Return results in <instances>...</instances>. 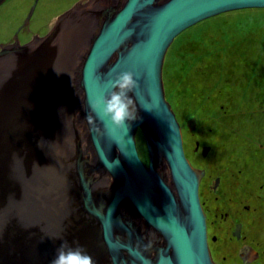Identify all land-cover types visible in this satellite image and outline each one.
Wrapping results in <instances>:
<instances>
[{
	"label": "water",
	"instance_id": "95a60500",
	"mask_svg": "<svg viewBox=\"0 0 264 264\" xmlns=\"http://www.w3.org/2000/svg\"><path fill=\"white\" fill-rule=\"evenodd\" d=\"M92 5L67 11L40 40L0 46V264H51L64 240L96 264H216L200 198L206 172L186 154L164 66L184 31L226 12L264 8V0ZM129 71L139 82L130 95L142 121L129 132L110 131L100 119L90 125V99L107 95V82ZM11 119L16 126L6 134L2 125ZM139 130L149 165L139 155ZM27 134L32 140L21 144ZM141 218L169 240L155 259L146 255Z\"/></svg>",
	"mask_w": 264,
	"mask_h": 264
},
{
	"label": "rangeland",
	"instance_id": "374dc122",
	"mask_svg": "<svg viewBox=\"0 0 264 264\" xmlns=\"http://www.w3.org/2000/svg\"><path fill=\"white\" fill-rule=\"evenodd\" d=\"M75 1L43 0L32 29H39L35 20L46 24ZM32 2L10 0L0 8V42L22 22ZM164 83L190 161L208 176L236 174L241 168L252 172L240 156L253 155L248 138L263 136L264 141V8L226 12L184 31L167 53ZM197 143L210 147L207 157L196 154ZM137 148L147 161L140 131ZM228 160L232 167L226 166Z\"/></svg>",
	"mask_w": 264,
	"mask_h": 264
},
{
	"label": "flooded vegetation",
	"instance_id": "af4514ba",
	"mask_svg": "<svg viewBox=\"0 0 264 264\" xmlns=\"http://www.w3.org/2000/svg\"><path fill=\"white\" fill-rule=\"evenodd\" d=\"M9 1L6 0L0 8ZM42 1L33 0L28 14L12 34L0 42V46L17 43L25 45L53 31L59 17H55L46 24L35 20L39 23V29H32L33 16ZM95 1L76 0L74 6L67 8V11L74 7H77L79 11L89 10ZM67 11H62V15ZM262 137L248 138L253 142L252 157L244 154L240 156V159L248 161V164L243 166H251L252 172L247 173L244 168H241L236 174L230 172L208 176L207 170L191 162L194 167L206 172L200 185V198L206 214L208 245L216 264H264V141L261 142ZM204 148L205 146L197 143L196 154L207 157L210 151L204 155ZM139 155L142 161L149 165V155H147V161L140 152ZM227 164V167H232L231 161L228 160ZM135 216L137 218L138 215L135 214ZM138 221L142 226L147 257L155 259L159 250H168L169 240L162 232L144 218ZM169 254H172V250H169Z\"/></svg>",
	"mask_w": 264,
	"mask_h": 264
},
{
	"label": "clouds",
	"instance_id": "9594fccd",
	"mask_svg": "<svg viewBox=\"0 0 264 264\" xmlns=\"http://www.w3.org/2000/svg\"><path fill=\"white\" fill-rule=\"evenodd\" d=\"M105 87L110 89L107 95L100 94L90 99L86 120L93 125L96 119H100L106 122L110 131L122 129L129 132L134 123L142 121L135 100L130 95L139 88L136 74L131 71L116 74ZM51 264H96V261L83 246H73L64 240Z\"/></svg>",
	"mask_w": 264,
	"mask_h": 264
},
{
	"label": "bare ground",
	"instance_id": "6f19581e",
	"mask_svg": "<svg viewBox=\"0 0 264 264\" xmlns=\"http://www.w3.org/2000/svg\"><path fill=\"white\" fill-rule=\"evenodd\" d=\"M109 1V0H108ZM75 8V7H74ZM73 8V9H74ZM77 10V9H76ZM64 28V27H63ZM64 30V29H63ZM41 39V38H40ZM39 39V40H40ZM66 40V39H65ZM67 40L68 41H70V42H72L73 40H76V41H78L79 39L78 38H71L70 36L67 38ZM5 71H7V70H5ZM4 74H5V78L8 80V78L10 79L11 77H9V75L7 74V72H4ZM8 77V78H7ZM77 113H78V117H77V121H76V126H77V129H79L80 130V132H83V131H85V125H84V127H83V123H82V118H83V107H78L77 108ZM3 115V114H2ZM11 123H4L3 125H2V128H3V130H4V132L7 134L8 133V130H9V126L10 125H13L14 123H15V120H12L11 119V121H10ZM15 125V124H14ZM16 126V125H15ZM11 132H9V134H10ZM83 134V138H85V142H87V137H86V134H85V132L84 133H82ZM32 139H31V136L30 135H24L21 139H20V143L21 144H25V143H29L30 141H31ZM97 171H99V170H97ZM107 183L105 182V183H103V185H106ZM94 189H95V187H94ZM23 201H24V198L22 197H18V202L22 205L23 204Z\"/></svg>",
	"mask_w": 264,
	"mask_h": 264
}]
</instances>
